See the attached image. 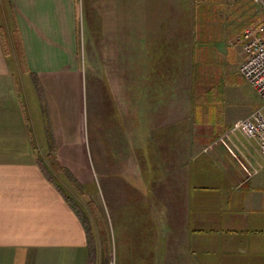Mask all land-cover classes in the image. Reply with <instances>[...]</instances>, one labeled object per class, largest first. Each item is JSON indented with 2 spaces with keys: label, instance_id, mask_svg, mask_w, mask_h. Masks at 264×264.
<instances>
[{
  "label": "crops",
  "instance_id": "1",
  "mask_svg": "<svg viewBox=\"0 0 264 264\" xmlns=\"http://www.w3.org/2000/svg\"><path fill=\"white\" fill-rule=\"evenodd\" d=\"M79 8V0H0V264H97L57 176L75 177L61 131L66 90L81 96ZM259 15L253 0H117L105 50L88 25L91 66L113 54L104 70L113 83L117 43L128 51L131 116L146 133L135 169L149 191L163 189L157 207L148 197L129 205L119 264H264V166L255 171L263 157L242 131L230 132L260 102L253 95L242 105L240 77L230 98L214 91L219 74L246 79L241 38ZM58 81L62 92L50 97ZM106 235L108 258L116 249Z\"/></svg>",
  "mask_w": 264,
  "mask_h": 264
},
{
  "label": "rangeland",
  "instance_id": "2",
  "mask_svg": "<svg viewBox=\"0 0 264 264\" xmlns=\"http://www.w3.org/2000/svg\"><path fill=\"white\" fill-rule=\"evenodd\" d=\"M79 5L80 15L77 24L80 48L75 71L79 75L81 96L73 94L71 89L66 90L67 110L64 117L67 123L61 131L62 136L66 135L69 144L67 147L64 143L63 154H69L71 159L69 167L76 178L67 174L70 178L68 181L60 173H57V176L89 228L92 263L94 260L97 264H119L117 235L121 230L120 222L131 217L129 205L136 198L145 200L148 197L147 203H153L157 207V202H162L163 189L159 183L149 191L147 177L135 169L137 158L145 149L146 133L140 131V128H135L131 116L128 51L117 43V84L113 83V78L108 80L104 74L105 67L114 65L113 54L103 51L104 57L96 56L94 68L87 53V47L90 45L87 37L89 24L96 25L97 29L93 27L91 31L99 36L95 42L97 48L99 46L101 50H105L106 42L111 36L108 24L113 22L117 24V0H79ZM256 9L258 13L260 12L259 17H262L261 23H264V7L256 4ZM99 15H103V19L97 18ZM104 15L116 18L110 22L106 21ZM255 20L257 21V18ZM235 77L242 78L244 91L249 95V101L244 99L243 106L255 102H250L253 95H256L257 102H262L261 97L241 75L224 78V75L219 74L214 91L227 94L230 98L233 89L236 88V85L231 83ZM56 86L52 89L53 96H50L51 90L47 89L48 97H57L62 92V83L58 81ZM77 90L75 85V91ZM79 99L82 104L81 110L77 107ZM58 107L60 110L63 109L59 101ZM243 108L241 106L240 110ZM68 148L72 150L69 151ZM137 189H142L141 193H138ZM156 218L161 217L155 212L153 219ZM110 230L116 252L113 250L107 258L104 249L108 248L106 232ZM121 263L126 264V261Z\"/></svg>",
  "mask_w": 264,
  "mask_h": 264
},
{
  "label": "built area",
  "instance_id": "3",
  "mask_svg": "<svg viewBox=\"0 0 264 264\" xmlns=\"http://www.w3.org/2000/svg\"><path fill=\"white\" fill-rule=\"evenodd\" d=\"M264 7V0H253ZM244 60L240 71L257 90L262 99L260 105L249 115L238 120L230 132L242 131L262 155L263 163L255 168L257 172L264 166V23L247 27L241 38Z\"/></svg>",
  "mask_w": 264,
  "mask_h": 264
}]
</instances>
